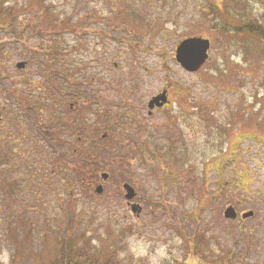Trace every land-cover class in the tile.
Listing matches in <instances>:
<instances>
[{
  "label": "rangeland",
  "instance_id": "rangeland-1",
  "mask_svg": "<svg viewBox=\"0 0 264 264\" xmlns=\"http://www.w3.org/2000/svg\"><path fill=\"white\" fill-rule=\"evenodd\" d=\"M0 4L12 13L0 19V103L15 88L25 96L53 88L86 127L79 140L83 120L62 116L55 155L88 148L96 164L61 173L74 179L66 195L62 181L48 180L14 209L10 189L0 188V264H49L58 244L84 242L88 255L112 254L117 264H264V44L235 30L261 12L260 0ZM210 5L223 11L217 26ZM190 36L210 40L195 72L174 58ZM165 85L177 112L172 131L168 110L146 115ZM124 183L136 198H124ZM229 207L235 218L224 216Z\"/></svg>",
  "mask_w": 264,
  "mask_h": 264
},
{
  "label": "trees",
  "instance_id": "trees-1",
  "mask_svg": "<svg viewBox=\"0 0 264 264\" xmlns=\"http://www.w3.org/2000/svg\"><path fill=\"white\" fill-rule=\"evenodd\" d=\"M260 3L261 12L253 19L238 22L237 24L240 26H236L235 30L237 33L244 32L254 35L264 44V0H260ZM41 9L43 12L46 8L43 6ZM208 10L215 21L222 11L213 5H210ZM11 14L9 8L0 4V19L8 20ZM217 25L219 24L216 21ZM223 26L228 29V25ZM54 73V70H52V77ZM65 77L69 78V74H66ZM72 87L75 95H78L81 87L80 83H74ZM4 91V89H0V92ZM66 95L65 91L62 99H66ZM14 98H18V101H15ZM59 100L56 91L50 87L37 96L32 94L25 96L21 90L15 88L11 90L10 95L6 97L3 103H0V107L3 110L2 115H0V125L4 124L5 131L0 132V188L10 189L9 192L12 198L10 207L12 209L19 202L18 197H23L30 193L34 194L33 191L36 189H33V187L40 189L41 185L48 182V180L51 184L62 181L65 189L61 192L66 195L70 183L74 179L68 178V181L60 180L61 173L70 172L73 175H78V173L85 170L84 167L89 166L92 168L93 165H96L92 156V149L88 148L86 149L87 151L85 148L81 149L82 147L79 150H75L77 147L67 148L70 151L69 155L73 154L72 156L67 154L55 155V146H57L60 138V129L64 125L68 126V123L60 120L62 116L64 119L83 120L77 126L79 140L85 134L84 130L86 128L84 119L79 117L78 112H75L73 116L69 115L71 114V109L65 104L66 100H64V103ZM72 123L74 122L72 121ZM158 149L162 148L155 147L154 150ZM65 152H67L66 149ZM69 157L71 158L69 162L74 163L72 168L68 166V161L64 160ZM144 157V159H151L150 156L144 155ZM19 165L21 166L20 171H18ZM51 174L56 180H52L49 176ZM93 174L95 175V172ZM51 186L54 187L49 185V187ZM63 193L56 192V196L61 198L60 194ZM46 194L49 195L47 192ZM39 205L42 206V204ZM22 210L32 211L34 206L33 208L25 206ZM85 245L86 242L82 244L69 243L67 248H65L58 244L50 258L49 264H117L112 254L105 256L102 261H100L97 253L88 255V247L86 248Z\"/></svg>",
  "mask_w": 264,
  "mask_h": 264
},
{
  "label": "water",
  "instance_id": "water-1",
  "mask_svg": "<svg viewBox=\"0 0 264 264\" xmlns=\"http://www.w3.org/2000/svg\"><path fill=\"white\" fill-rule=\"evenodd\" d=\"M210 48V40L208 38H203L201 36H190L183 38L178 42V44L175 47L174 50V58L175 61L180 65L181 68H183L186 71L189 72H195L197 71L207 60L208 58V50ZM25 63L17 62L16 67L17 68H23ZM163 95L155 96L152 99H150L147 103L148 108H152L154 104H158V100L164 101ZM161 103V102H160ZM102 179L107 178V173L103 172L100 174ZM123 189L125 191L124 198L127 200H131L135 197L136 193L131 185L128 183L123 184ZM95 192L100 193L102 191V186L97 185L95 187ZM130 209L133 213L140 212V206L137 203H131ZM252 211H249L248 213H244L243 217H249L252 215ZM235 211L232 207L226 208L224 211V216L226 218H235Z\"/></svg>",
  "mask_w": 264,
  "mask_h": 264
},
{
  "label": "flooded vegetation",
  "instance_id": "flooded-vegetation-1",
  "mask_svg": "<svg viewBox=\"0 0 264 264\" xmlns=\"http://www.w3.org/2000/svg\"><path fill=\"white\" fill-rule=\"evenodd\" d=\"M163 93H164V96H163L164 101H163V102L160 101V100L157 101L158 104H160V105L154 104L153 107L149 109L148 106H147V104H146V115L150 117V116H152V115L155 114V113L160 114V113H162L163 111H167V110H168V112H169L170 114H174V116H168V118L170 119V120H169V129L172 131V130L174 129V127L172 126V125L174 124L173 119L175 118V115L177 114V112L171 110L172 107H174V109H175V106H174V105L172 106V102H173V101H172V99H171V95H170V86L165 85V86H163L160 90H158L157 92H155L154 94H152V95L148 98L147 103H148V101H149L150 99H152L153 97H155V96H159V95H163ZM179 95H180V94H177V96H179ZM160 102H161V103H160ZM182 109H185V106H181V103H180V108H179V113H178V115L181 114ZM180 117H181V115H180ZM185 125H186V122H185ZM139 127H140V123L138 124V126H137V128H136V130H137V132L135 133L136 136L139 135V131H140V130H138ZM184 130H185V128H184ZM169 146H170V143H168V146L166 145V148L168 147V148H167L168 151L171 149V147H169ZM166 148H165V149H166ZM136 197H137V194H136V196H135L134 198H136ZM128 204L130 205L129 202H128Z\"/></svg>",
  "mask_w": 264,
  "mask_h": 264
}]
</instances>
